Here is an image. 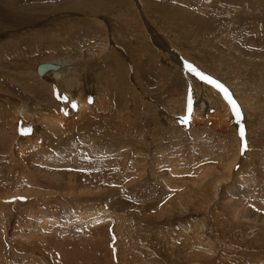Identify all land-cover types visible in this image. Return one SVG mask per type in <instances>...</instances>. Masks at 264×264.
<instances>
[{
	"label": "rangeland",
	"instance_id": "374dc122",
	"mask_svg": "<svg viewBox=\"0 0 264 264\" xmlns=\"http://www.w3.org/2000/svg\"><path fill=\"white\" fill-rule=\"evenodd\" d=\"M44 61L91 71L86 111L61 115ZM0 99V264H264V0H0ZM43 150L74 175L38 174ZM95 164L114 183L82 182Z\"/></svg>",
	"mask_w": 264,
	"mask_h": 264
},
{
	"label": "bare ground",
	"instance_id": "6f19581e",
	"mask_svg": "<svg viewBox=\"0 0 264 264\" xmlns=\"http://www.w3.org/2000/svg\"><path fill=\"white\" fill-rule=\"evenodd\" d=\"M155 43V42H154ZM149 47V46H148ZM155 49V48H154ZM113 52V51H112ZM158 52H159V50H158ZM160 54V53H159ZM156 55H158L157 54V52H156ZM158 57V56H157ZM55 60V59H54ZM45 62V61H44ZM61 62V61H60ZM51 63V62H50ZM58 65H59V67H57V68H48V69H46L43 73H39L38 71H37V67H35L36 68V72L40 75V76H50V80H51V82L53 83V85H54V87L55 86H57V88L59 89V90H61L60 91V93H61V99H62V101L60 102V107H59V112H61V115H64V113L67 111V112H72V111H74V109L76 110V112L77 113H75V114H80V113H82L83 111H86L88 108H89V106H88V103H87V97L85 98V97H83V94H82V92L81 93H79L80 91H79V87H85V88H87L86 87V85H87V82H86V80H85V78L86 77H88L87 75L91 72V71H89V70H87L86 72H84V70H81V72L83 73L82 75L81 74H79V76H77V75H73L74 73H72V70L74 69L70 64H68V63H66L65 65L63 64H59V63H57ZM104 64H105V71H108L109 70V74H111V76L113 77V78H117V76H118V78H119V75L120 76H122L123 77V72L127 69V67H125V64L124 63H122L119 59H117V58H115V57H111V56H106V58H104ZM20 65V64H19ZM76 68V67H75ZM90 68V67H89ZM100 72V71H99ZM102 72V71H101ZM127 72V71H126ZM125 72V73H126ZM3 73V72H2ZM4 74H6V73H4ZM73 76H72V75ZM3 74H1V76H2ZM8 75V74H7ZM126 75V74H125ZM5 77H6V75H5ZM111 77V78H112ZM127 77V76H126ZM125 77V78H126ZM227 77V76H226ZM82 80H81V79ZM111 78L109 77V78H104L105 80H106V82L107 83H109L110 81H111ZM115 78V79H116ZM124 78V79H125ZM230 78V77H229ZM45 79H46V77H45ZM103 79V80H104ZM124 79H122V80H124ZM81 80V81H80ZM103 80H101V81H103ZM113 80V79H112ZM84 82V86H83V84H81V83H83ZM14 87V86H13ZM56 88V89H57ZM82 91V90H81ZM84 93H86V91L84 92ZM194 93H195V91H194ZM63 95V96H62ZM87 95V94H86ZM199 95V94H198ZM64 97H67V99H64ZM221 99V98H220ZM219 99V100H220ZM1 100V99H0ZM223 100V99H222ZM21 101V100H20ZM73 102H75L76 103V105H77V107L76 108H73L72 107V103ZM221 102V101H220ZM224 102V101H223ZM203 104V101H202V103H201V105ZM205 104V103H204ZM226 104V103H225ZM221 105H222V103H221ZM221 105H217L218 107L219 106H221ZM227 105V104H226ZM222 107V106H221ZM226 107V106H225ZM224 107V108H225ZM228 107V106H227ZM199 109H200V107H198ZM202 108H204V107H202ZM220 109V108H219ZM218 109V110H219ZM229 109V108H228ZM227 109V110H228ZM224 110V109H223ZM225 110H226V108H225ZM224 110V111H225ZM200 111V110H199ZM220 111V110H219ZM218 111V112H219ZM229 111V110H228ZM202 112V111H201ZM222 111H220V113H221ZM228 113V112H227ZM11 114L12 115H10L9 117L11 118V119H9V121H10V127H13V128H11L10 130L14 133V132H16V128H17V125L19 126L20 125V127H22L23 128V126H21V125H23V123H21L20 122V120H21V118L22 117H25V118H27V117H29V116H33V114H35V113H31L30 111H29V109L27 108V105H26V103H23V104H21V103H12V109H11ZM38 115H39V119H38V121H40L41 123H43L44 125H42L43 127H45L46 129H47V131L49 132V134H51V135H56L57 133H60V132H65L64 130H65V127L63 126L64 124H65V121H66V119H64V118H62L61 116H52V115H49L48 113H43V112H40V113H38ZM8 116V115H7ZM32 118H34V117H32ZM35 118H36V116H35ZM132 118V117H131ZM37 119V118H36ZM35 120V119H34ZM32 121V120H31ZM7 122V121H6ZM27 125V124H26ZM28 127V126H27ZM34 132V131H33ZM17 134V133H16ZM15 135V134H14ZM33 137H36L37 138V134H34L33 136L32 135H30L29 133H27V135H25V145L27 146L26 147V151L28 152L29 151V153H33V152H35V150H36V153L38 152V150L41 148L42 149V147H41V144H39L38 142H37V139H34ZM14 139V138H13ZM15 142V141H14ZM14 142H12L11 144H10V148L12 147V144L14 143ZM15 145H17L16 146V148L14 149V150H12V154H13V151H15V154H13L12 156H16V153H17V147H19V144H15ZM85 147V146H84ZM92 147V146H91ZM79 150V149H78ZM85 150H86V152L88 151V154H87V157H89V156H91V154H94V151L95 150H93V151H89L90 149H88V147L87 148H85ZM10 151V150H9ZM100 151V150H99ZM99 151L97 152V154L99 153ZM19 153H20V155H22V150L21 151H18ZM46 151H44L43 150V152L41 153V151H40V154H43V157L40 159V161H37L36 162V166H37V168H36V171H37V173L38 174H44V175H46V174H49V169L50 168H57V166H59V164L61 163L60 161H58V162H55V161H53V162H47L46 161V157H47V154L45 153ZM70 152V151H69ZM91 152H93V153H91ZM7 153V152H6ZM18 153V154H19ZM4 154V153H3ZM3 154L1 153L0 154V156H1V158H2V156H3ZM9 154V153H8ZM10 155V154H9ZM24 155V154H23ZM27 155V154H26ZM51 155V154H50ZM41 156V155H40ZM4 157V156H3ZM26 157H28V156H26ZM55 157V156H54ZM83 157H86V155L85 154H83V152H81L80 153V158H82L83 159ZM86 157V159H90V158H87ZM14 158V157H13ZM13 158H11L10 157V162H15V158L13 159ZM51 159V158H50ZM54 159V158H53ZM52 159V160H53ZM56 159V158H55ZM72 159V158H71ZM20 160L21 161H26L25 159H23L22 157H20ZM56 160H58V159H56ZM60 160V159H59ZM32 161V160H31ZM72 161V160H71ZM70 161V162H71ZM27 162V161H26ZM33 162H35V161H33ZM32 162V163H33ZM110 162V161H109ZM76 163V162H75ZM78 163H80V162H78ZM107 163V162H106ZM105 163V164H106ZM73 165V164H72ZM108 165V164H107ZM110 165H112V163L110 164ZM114 165V164H113ZM112 165V166H113ZM38 166H42V167H38ZM62 166H64V165H62ZM61 166V167H62ZM95 166H96V168L94 169V170H92V168L90 169V170H88V171H90L89 172V174L88 175H82L81 174V176H84V177H82V182H86V183H89L90 181H95L97 184H101V185H103L102 184V182H100L99 181V178H101L102 180H104L105 181V183H106V180H105V178L107 177V176H109V177H111L110 178V182H113L114 183V176L111 174V172H110V168H108V166H106V167H104L105 165H98V167H97V164H95ZM32 167H34V165H32ZM61 167L60 168H57V174H61V175H66V176H69V174L70 175H74V173H71L72 172V170L71 169H73V167L74 166H71V169L70 168H68V167H65V168H63V169H61ZM34 169V168H33ZM60 169V170H59ZM103 170L102 171V173H100V172H98L97 170ZM110 172V173H109ZM50 173H52V172H50ZM55 173V172H54ZM53 174V173H52ZM80 174V173H79ZM29 175V174H28ZM20 176V175H19ZM113 176V177H112ZM80 177V176H79ZM20 178V177H19ZM21 179V178H20ZM19 179V180H20ZM109 179V178H108ZM22 180V179H21ZM108 182V181H107ZM104 183V182H103ZM100 185V186H101ZM64 188V187H63ZM127 204V203H126ZM139 240V239H138ZM95 241H96V239H95ZM139 242V241H138ZM91 243V242H90ZM90 243H88V244H90ZM98 243V242H97ZM87 244V245H88ZM91 245V244H90ZM92 246V245H91ZM92 247H94V246H92ZM151 248V247H150ZM148 250V249H147ZM92 251V250H91ZM99 251V250H98ZM100 252V251H99ZM151 252V251H150ZM151 253H153V252H151ZM104 254V253H103ZM101 255V254H100ZM123 255V258H125V255H124V253L122 254ZM57 257H58V255H56ZM61 257V256H60ZM59 257V258H60ZM56 259V258H55ZM84 260V259H83ZM99 260V259H98ZM101 260V259H100ZM58 260H56V262H57ZM55 262V263H56ZM110 262V261H109ZM108 262V263H109ZM126 263L127 264H129L128 263V261H126ZM46 264V263H45Z\"/></svg>",
	"mask_w": 264,
	"mask_h": 264
},
{
	"label": "snow or ice",
	"instance_id": "6c2138e0",
	"mask_svg": "<svg viewBox=\"0 0 264 264\" xmlns=\"http://www.w3.org/2000/svg\"><path fill=\"white\" fill-rule=\"evenodd\" d=\"M188 67L190 68V70L196 71V69H193L191 65H188ZM197 75H199L202 80H206L208 83L215 84L218 88H220L226 94V96H228V99L232 103L233 110L235 112L236 117L237 118H240L241 117L242 114H241V111L239 109V106L236 104V102L234 100H232L231 95L228 93L227 89L224 88V86L222 84H220L219 81L213 80L212 77L206 76V75H204L201 72H197ZM64 99H67V97H64ZM72 107L73 108H76L77 107V105H76L75 102L72 103ZM189 112H191V105H189ZM189 119H190V116H186V117L182 118L183 122H185V123H187V121ZM239 134H240V136L242 138L245 135V130H244L243 125H241V127L239 128ZM247 147H248L247 142L244 141L243 142L242 150H247ZM21 199H23V198H21Z\"/></svg>",
	"mask_w": 264,
	"mask_h": 264
},
{
	"label": "water",
	"instance_id": "95a60500",
	"mask_svg": "<svg viewBox=\"0 0 264 264\" xmlns=\"http://www.w3.org/2000/svg\"><path fill=\"white\" fill-rule=\"evenodd\" d=\"M57 67H59L57 63L41 62L37 65V71L39 73H43L48 68H57Z\"/></svg>",
	"mask_w": 264,
	"mask_h": 264
}]
</instances>
